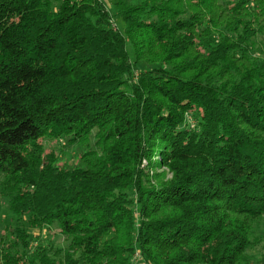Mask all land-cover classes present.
I'll return each mask as SVG.
<instances>
[{
  "label": "trees",
  "instance_id": "16d2710c",
  "mask_svg": "<svg viewBox=\"0 0 264 264\" xmlns=\"http://www.w3.org/2000/svg\"><path fill=\"white\" fill-rule=\"evenodd\" d=\"M115 1L0 0V264L55 225L54 264H264V0Z\"/></svg>",
  "mask_w": 264,
  "mask_h": 264
},
{
  "label": "rangeland",
  "instance_id": "374dc122",
  "mask_svg": "<svg viewBox=\"0 0 264 264\" xmlns=\"http://www.w3.org/2000/svg\"><path fill=\"white\" fill-rule=\"evenodd\" d=\"M110 14L112 15V22L114 28H120L121 30L124 29V24L119 16H116L115 7L113 4L116 2L115 0H102ZM142 40L145 37L141 38ZM127 50L128 53L134 61V50L133 46L130 42L127 43ZM158 48L155 50L154 53H158ZM156 55V54H154ZM147 65L144 63H140L137 65V73H140L143 69H147ZM65 140L58 141V140H51L45 142V153L47 154H54L58 157L57 165L61 169H73L81 166L80 155L84 152L85 147L75 144L71 147L65 146ZM93 143V142H92ZM65 146V147H63ZM46 154V155H47ZM165 170V169H164ZM162 170V171H164ZM160 171V170H158ZM167 171V170H166ZM172 176L169 174L168 178ZM21 229H29L25 224L24 218H17L15 214L9 211L8 204L5 199L1 196L0 193V245L9 249L14 245H18V238L14 233L16 228ZM29 234L33 238L30 242V249L26 252L24 250V245L18 246L14 251H8L5 253L6 257L14 256L16 257L17 261L20 264H29L30 261L35 260L37 257L41 256L39 253L42 249H45L49 254V264H54L55 262H59L58 258H56V253L59 250H65L67 245L69 244V239L60 235V230L57 225L51 228H44V229H30ZM264 224L263 227L255 228L252 236L251 242L253 245L251 246L250 253L257 258L264 256ZM136 254V258L137 255ZM62 257V256H61ZM134 261V258H132ZM137 261V260H136ZM135 261V262H136ZM134 262V263H135ZM136 264H142L140 261Z\"/></svg>",
  "mask_w": 264,
  "mask_h": 264
}]
</instances>
